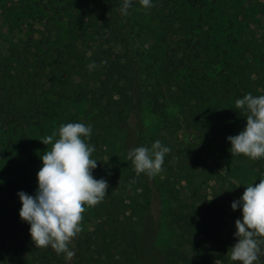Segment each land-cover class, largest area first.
<instances>
[{"label": "trees", "instance_id": "trees-1", "mask_svg": "<svg viewBox=\"0 0 264 264\" xmlns=\"http://www.w3.org/2000/svg\"><path fill=\"white\" fill-rule=\"evenodd\" d=\"M155 1L159 4L161 0ZM166 1H182L188 8L205 15L212 12L199 0ZM68 3L79 14L77 20L87 18L108 29L114 27L119 14L118 10H113L117 5L102 0H68ZM150 10L151 21L164 16L161 11ZM173 20L170 28L175 30V36L188 34L194 38L192 45L189 44L190 36L183 41L185 48L190 45L194 50V56H190V51L188 55L184 54L186 49H183L184 59L180 57L176 65L197 63L203 73L195 78L204 86L200 95L189 91L188 99L193 102L181 111L185 116L177 121L170 120L166 112L168 105L178 99L176 88L154 92L146 87L150 77L140 71L138 61L125 51L127 43L119 39L124 29L110 33L113 39L100 43L99 48L90 47L92 43L95 45L90 34L84 42L72 36L67 41L49 36L17 40L4 52L0 51V130L10 127L16 133L24 127L36 126L46 134L42 127L45 122L57 121L58 128L66 123L91 125L92 133L87 142L95 150L107 139H110L109 144L114 142L125 148L127 169L135 175L127 154L129 150L148 143L143 136L140 137L141 127L137 123L131 126L132 121L138 122L137 113L142 108H147L173 128L178 126L185 132L194 129L201 138L200 142L211 146V158L204 161V165L196 158L186 162L189 172H193L196 166L201 168L202 176L213 192L211 197H203L199 202L193 200L192 196L199 188L192 186L186 178L173 183L166 177L158 181L144 174L136 176L140 193L134 191L133 196L122 198L123 188L117 194L108 191L103 202L95 208V215L101 221L94 237L98 248L91 251V256L99 264H178L179 261L193 264L191 251L196 240L203 247L204 256H219L223 249L216 231L217 222L224 217L242 214L241 208L233 211L231 205L241 198L237 192L242 189L244 176H251L254 184H258L260 172L264 170V157L253 160L243 155H231V144L227 139L246 127L244 110L236 109L235 101L248 93L264 95L263 54L245 57L243 63L239 59H232L231 63L224 60V71L218 74L214 71V63L222 58L223 53H214L208 48L207 20L202 17L195 21L183 15L174 16ZM232 44L236 45L238 41ZM102 61L106 63L102 65ZM93 62L96 67L90 69L88 66ZM80 105H85L86 110L65 114L66 109ZM161 143L166 147V138H162ZM170 156L164 159L166 172L172 170ZM92 174L98 180L107 178L108 167H97ZM227 176L230 179L227 187H217ZM221 195L225 197L221 199ZM20 210L16 207L4 210L0 225V241L16 253L22 251L24 243L32 242L30 225L21 220ZM166 216L177 237V250L171 249L167 257L164 254L150 258L149 244L143 239L148 234L141 228L148 222L158 224L160 218ZM108 242L111 248L104 254ZM77 248L81 253L74 258H84L90 247L88 241L82 240ZM32 254L38 264H68L65 255H57L50 246L37 248Z\"/></svg>", "mask_w": 264, "mask_h": 264}, {"label": "rangeland", "instance_id": "rangeland-1", "mask_svg": "<svg viewBox=\"0 0 264 264\" xmlns=\"http://www.w3.org/2000/svg\"><path fill=\"white\" fill-rule=\"evenodd\" d=\"M102 1L117 5L113 7V10L119 11L113 28L108 29L102 24H93L87 18H82L83 21L77 20L79 14L70 7L68 0H0V51L4 52L8 45L17 40L28 41L49 36L52 39L60 37L67 41L69 36H72L77 41L84 42L89 39L90 34L94 37L91 41H95V45L92 43L90 47L99 48L100 43L104 44L107 39H113L110 33L116 29L118 32L124 29L119 39L127 43L125 51L138 61L140 71L150 77L146 87L149 90L152 88L154 92L176 88L178 99L166 108L168 118L174 121L185 116L181 111L193 102L188 99L191 95L189 91L193 90L200 95L204 90L203 82L196 81L195 78L196 75L201 77L203 73L200 72L201 68L197 63L193 64L191 61L181 66L176 65V61L180 57L184 59L182 55H188L189 51L190 56H194V50L190 47L194 43V38L188 34L175 36V30L170 28L175 22L174 16L183 15L189 19L194 18L195 21L203 17L207 20L208 25L205 26V31L208 37H205H207L208 48L214 53H223L222 58L214 63V71L218 74H222L225 63H231L232 59H239L243 63L245 57H251L252 54L262 53L264 56V0H199L212 11L207 15L188 8L182 1L171 3L161 0L157 4L155 0H151L153 5L151 8L164 13L163 17L154 21H151L152 11L143 8L139 0H132L128 15H123L120 11L121 0ZM189 36L191 37L190 45L185 48L183 41ZM234 41H238V44H232ZM183 49H186L184 54ZM86 50L90 51L88 47ZM224 60L225 63L222 64ZM85 107L80 105L66 109L65 114L81 113L86 110ZM137 115L138 122L132 121L131 126L134 127L137 123L141 127L140 137L143 136L147 140L146 146L150 148L155 141L161 142L162 138H166V147L171 149L167 155H171L172 170L166 172L163 166V171L154 178L163 181L166 177L173 183L186 178L192 186L197 185L199 188L192 196L193 200L199 202L203 197H211L213 192L209 188V182L202 176L201 168L196 166L193 172L186 170V162L192 158H196V161L203 165L204 161H209L212 154L211 146L200 142L201 138L197 137L194 129L185 132L178 126L173 128L147 108H142ZM42 127L46 130V134H42L36 126L24 127L16 133L10 127L0 130V225L4 210L10 207L22 208L19 192H25L31 196L36 193L37 173L42 167L40 157L47 148L51 147L40 141L59 129L57 121L45 122ZM108 140L110 139L100 144L92 154V158L98 161L97 167H108V177L104 178L109 184L108 191L117 194L120 192L119 189L123 188L122 198L133 196L134 191L140 193V188L136 186L139 176L136 177L137 175L127 169L125 148L114 142L109 144ZM260 175L264 178V170L260 172ZM133 179L136 182L129 184V181ZM229 180V176L222 178L217 187L222 186L225 189ZM250 184H254V179L251 176H244L242 189L237 194L242 197L245 187ZM219 197L222 199L225 196ZM127 202L128 200L125 201ZM85 208L81 221L82 231L69 244V249L74 251L75 255L81 253L77 244L82 240L88 241L90 248L84 258H65L68 264H99L96 258L91 256V251L98 248L94 237L101 220L95 215L96 206L86 205ZM238 219L242 220V214L224 217L217 222L216 231L222 240L223 249L219 256H204L205 251L196 240L191 251L193 264H216L217 260H220L221 264H239V262H232L226 252V249L229 251L238 242L235 237V222ZM144 230L148 234L143 239L149 244L150 258L153 255L157 257L164 254L167 257L171 249L177 248L175 243L177 237L171 229L168 216L161 217L158 224L148 222L142 226L141 231ZM7 246L0 241V264H38L32 254V251L38 247H35L33 242L24 243L19 253L10 250ZM110 248L108 242L104 254L110 251ZM178 264L183 262L179 261ZM259 264H264V254L260 256Z\"/></svg>", "mask_w": 264, "mask_h": 264}, {"label": "clouds", "instance_id": "clouds-1", "mask_svg": "<svg viewBox=\"0 0 264 264\" xmlns=\"http://www.w3.org/2000/svg\"><path fill=\"white\" fill-rule=\"evenodd\" d=\"M139 3L145 9L153 6L151 0H139ZM131 6L132 0H123L121 13L128 15ZM104 63L106 61L101 62ZM88 67L93 69L96 64L93 62ZM235 108L244 110L246 127L238 135L227 138L231 155H243L253 160L264 157V95L248 93L235 101ZM91 133V125L66 123L43 138L40 142L51 147L40 157L42 167L37 173L36 193L34 196L18 193L22 204L19 216L30 225L35 247L50 246L66 259L75 256L69 244L82 231L85 206L99 205L109 189L106 180H98L92 174L98 161L92 158L95 147L87 142ZM170 151L157 140L150 148L140 146L129 150L127 159L137 176L144 174L152 178L163 171L165 156ZM135 182L133 179L129 184ZM231 207L233 211L242 209V220L235 222L238 242L227 255L239 264H259L260 256L264 254V178L255 186H246L242 197ZM216 264L221 261L217 260Z\"/></svg>", "mask_w": 264, "mask_h": 264}]
</instances>
